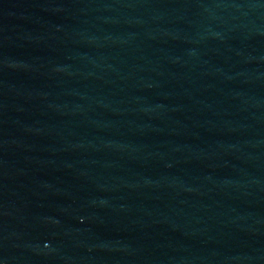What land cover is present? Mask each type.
<instances>
[{
  "label": "water",
  "instance_id": "95a60500",
  "mask_svg": "<svg viewBox=\"0 0 264 264\" xmlns=\"http://www.w3.org/2000/svg\"><path fill=\"white\" fill-rule=\"evenodd\" d=\"M0 264H264V0H0Z\"/></svg>",
  "mask_w": 264,
  "mask_h": 264
}]
</instances>
